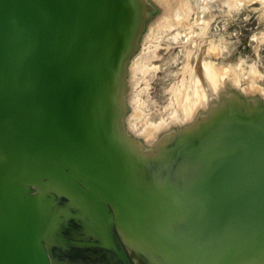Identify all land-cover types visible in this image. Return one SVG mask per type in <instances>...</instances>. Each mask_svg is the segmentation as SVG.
Instances as JSON below:
<instances>
[{
    "label": "water",
    "instance_id": "95a60500",
    "mask_svg": "<svg viewBox=\"0 0 264 264\" xmlns=\"http://www.w3.org/2000/svg\"><path fill=\"white\" fill-rule=\"evenodd\" d=\"M146 8L0 0V264H64L49 246L66 247L52 233L72 218L91 244L115 229L156 264H264V101H227L156 156L123 138V66Z\"/></svg>",
    "mask_w": 264,
    "mask_h": 264
},
{
    "label": "rangeland",
    "instance_id": "374dc122",
    "mask_svg": "<svg viewBox=\"0 0 264 264\" xmlns=\"http://www.w3.org/2000/svg\"><path fill=\"white\" fill-rule=\"evenodd\" d=\"M144 4L147 8L133 52L123 66V136L142 143L150 127L169 124L171 133L158 135V142L167 150L176 134L191 127V119L199 125L227 101L240 96L249 102L264 101V0H144ZM200 104L203 116L199 109L201 114L191 112ZM146 147L139 145L140 153L155 156V148ZM57 203L64 205L59 198ZM68 221V229L52 233L61 243L66 229L68 233L92 234L78 230L73 218ZM93 221L102 226L104 215ZM100 229L105 236L103 226ZM55 242L50 244L49 253L59 259L60 244ZM125 245L135 264H156L150 247L130 239ZM77 264L106 262L85 257Z\"/></svg>",
    "mask_w": 264,
    "mask_h": 264
},
{
    "label": "flooded vegetation",
    "instance_id": "af4514ba",
    "mask_svg": "<svg viewBox=\"0 0 264 264\" xmlns=\"http://www.w3.org/2000/svg\"><path fill=\"white\" fill-rule=\"evenodd\" d=\"M68 229V228H67ZM67 229L62 233V237L64 239V247L62 244L59 247V261L61 262H77L81 263L83 258H88L90 260H94L95 258H99L106 262V264H126V258L129 259L131 264H135L125 243L121 240L120 235L114 229L112 239L107 247H98L95 249V245L91 243L98 242L101 238L94 237L92 234H81V232L77 233H68ZM85 234V235H84ZM87 237L85 238L84 236ZM89 237V238H88ZM115 237H118L120 243L122 244V249L124 251V257L121 254V249L119 243L116 241ZM90 239V240H88ZM84 244L89 246H84ZM56 250V251H58ZM59 253V252H57ZM97 261V260H96ZM76 263V264H77ZM100 263V262H99ZM103 263V262H101Z\"/></svg>",
    "mask_w": 264,
    "mask_h": 264
},
{
    "label": "bare ground",
    "instance_id": "6f19581e",
    "mask_svg": "<svg viewBox=\"0 0 264 264\" xmlns=\"http://www.w3.org/2000/svg\"><path fill=\"white\" fill-rule=\"evenodd\" d=\"M170 4V3H169ZM171 7V6H170ZM172 22V21H171ZM137 36H139V34L137 35ZM138 38V37H137ZM134 39H136V35H135V37H134ZM202 95V94H201ZM195 96V95H194ZM200 97H203V96H200ZM197 99H199V98H197ZM195 102V101H194ZM189 103V102H188ZM193 103V102H192ZM191 105V104H190ZM187 107V106H186ZM186 107H184L185 108V110H186ZM189 107V106H188ZM187 107V108H188ZM195 107V106H194ZM196 107H198V105H196ZM201 107V108H200ZM183 108V109H184ZM193 109V111H191V112H196V113H198L199 111L201 112V110H203L204 111V109H202V104H200V106H199V108H192ZM199 109V111H197ZM184 110V111H185ZM187 110H190L189 108L187 109ZM198 113V114H201L202 116H203V112H201V113ZM186 113H188L187 111H186ZM183 114H185V113H183ZM201 117V116H200ZM206 117V116H205ZM190 121H192V122H190L192 125H191V127H189V128H187L186 127V130H184L183 129V131L181 132V133H183V135H185L187 132H190L191 131V129L192 130H194L196 127L195 126H197L198 124H197V122H195V120H190ZM197 124V125H196ZM171 126V125H170ZM169 126V124H167V125H157L155 128L153 127H150V129H148L147 131H146V133H145V135L143 136V142L142 143H139L138 142V139H134V138H132V137H130V136H123V138L124 139H126V143H127V145L128 146H131V148H133V149H135V147L137 148L136 150L138 151V152H141V149L142 148H140V149H138V147H139V145L140 146H147L146 148L147 149H154L155 151V154H153V155H157V154H159L161 151H163L164 149H165V147L162 145V144H160L159 142H158V135L159 134H161V133H164V134H169V133H171V131L173 130H171V127ZM176 126V125H175ZM173 128H174V126H173ZM191 128V129H190ZM187 129H189V130H187ZM167 139V137L165 136L164 138H163V140H164V142H165V140ZM161 141V140H160ZM157 142H158V144H157ZM137 144H139L138 146H137ZM143 144V145H142ZM145 144V145H144ZM130 245V244H129ZM128 245V246H129ZM132 247V246H131ZM138 247V246H137ZM134 248V250H135V248L136 247H133ZM139 248V247H138ZM137 248V249H138ZM137 249H136V251H137ZM133 250V251H134ZM140 250V249H139ZM133 251L131 250V253L132 254H135V252L133 253ZM141 251H143L142 249H141ZM138 252V251H137ZM138 253H140V252H138ZM136 255H137V253H136ZM139 255V254H138ZM137 255V256H138ZM141 255V254H140ZM139 255V256H140ZM145 254H143V256H144ZM136 256V257H137ZM148 256V255H147ZM141 257V256H140ZM144 257H146V255L144 256ZM143 258V257H142ZM147 258V257H146ZM146 258H143V261H145L146 260ZM145 259V260H144ZM139 260V259H138ZM148 260V259H147ZM149 261V260H148ZM145 264H146V262H145ZM147 264H149V263H147Z\"/></svg>",
    "mask_w": 264,
    "mask_h": 264
}]
</instances>
